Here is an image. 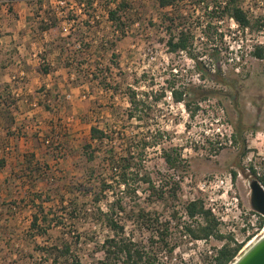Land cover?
<instances>
[{"label":"rangeland","instance_id":"1","mask_svg":"<svg viewBox=\"0 0 264 264\" xmlns=\"http://www.w3.org/2000/svg\"><path fill=\"white\" fill-rule=\"evenodd\" d=\"M81 1L83 5L79 0L45 5L44 13L50 15L34 24L40 31L47 23L45 35L16 37L18 43L2 37L0 264H54L53 255L48 258L43 248L63 241L72 243L82 264L101 256L93 247L107 232L92 222L96 208L83 187L89 165L85 143L96 149L95 171L107 174L101 168L103 158L124 156L132 139L157 142L144 149V166L157 183L175 186L178 181L176 198L158 200L139 189L125 196L126 210L144 207L168 218L175 207L176 221L183 223L190 221L184 205L199 198L205 207L214 206L213 214L221 221L219 233L232 236L230 227L240 226L238 212L246 219L253 213L248 181L255 176L247 169L249 164L264 175V28L242 31L224 17L214 24L216 29L207 31L203 26L210 15L195 0L194 4L184 0L181 14L172 7L160 8L156 0H126L120 18L127 27L122 32V26L116 29L108 19L114 0H94L91 5ZM238 2L253 22L264 18V0ZM165 16L176 18L172 32L177 27L193 32L191 51L202 60V69L185 52L168 51ZM255 46L262 57L254 56ZM44 68H49L48 75L39 70ZM99 68L104 71L98 77L106 78V87L92 75ZM170 85L211 94L206 98L189 94L186 108L183 101H173ZM129 91L145 99L148 116L128 117ZM94 125L107 133L102 141L91 140ZM164 150L179 152L184 168H168ZM232 169L237 175L229 181ZM107 197L111 199L110 194ZM38 204L51 210L49 217L58 216L48 224L38 222L45 227L44 234H35L30 226ZM174 223L170 236L174 249L164 257L166 264H214L225 239L195 240ZM125 228L136 239L150 233L133 220H127ZM247 244L242 242L238 254ZM57 264L67 263L60 258Z\"/></svg>","mask_w":264,"mask_h":264},{"label":"trees","instance_id":"2","mask_svg":"<svg viewBox=\"0 0 264 264\" xmlns=\"http://www.w3.org/2000/svg\"><path fill=\"white\" fill-rule=\"evenodd\" d=\"M79 1L80 4L83 3L81 0ZM114 1V7L107 9L108 19L114 23V28L117 29V27L119 28V26H122L121 29L123 32L127 24L121 20L120 13L127 8V3L126 0ZM183 1L184 0H156V3L160 8L172 7L180 13V4ZM191 1L194 4V0ZM86 2L88 5H91L94 0H87ZM195 2L204 8L207 14L210 15V19L206 22V26H203L207 31L210 30V28L213 30L216 29L214 24L224 17L232 18L242 31L246 29L253 30L254 28H264V18H260L253 22L247 12L241 7L238 0H195ZM46 14L48 16L50 15L49 12ZM181 16H183V14ZM175 19V16H165L164 19L169 22V25H167L169 35L165 42L168 51L172 53L179 51L185 52L194 61L196 68L199 70L202 69V60L191 51L195 35L186 27H177V31L172 32V25L175 24ZM180 25L181 24H179V26ZM48 27L49 25L47 23H42L40 29ZM261 51L260 47L255 46L253 51L254 56L262 57ZM39 70L44 74L49 72V68ZM103 71L104 70L100 68L96 69L92 75L94 78H99V82L106 87L109 85L106 78L98 77V74L101 75ZM170 88L173 101H183L186 108L190 106L188 99L189 94L202 98H206L208 94H211V91L200 90L192 86L175 88L173 85H170ZM162 94L163 93H161V95ZM184 96H187V99H185ZM128 102L130 104L128 111L129 118L141 120L149 115V105L145 102V99L137 98L133 91H129ZM193 113L194 112H192L191 115H193ZM236 132L237 127L235 133L232 135V141L234 142H236ZM106 136L107 133L98 126L94 125L90 127V138L92 141H102ZM145 140L146 137L132 139L130 145L128 144L126 147L124 156L119 158L113 156L108 159L103 158L101 168L106 171L107 174L102 173V171H95L92 162L95 158L94 152L96 149H93L89 143L83 145L85 150L84 155L89 164L85 170L86 178L83 187L90 196V202L96 208L92 214V222L100 228L106 229L107 232L101 242L95 241L94 243L93 249L95 251H100L101 256L93 258L89 264H166L164 257H167L174 249V245L170 239L173 221H175L174 224L177 228L181 227L192 239H208L210 237H215L221 240L224 238L225 240L216 250L213 262L214 264H229L241 249L242 242H235L231 235L223 237L222 234L219 233V221L212 214L210 209L205 207L201 199L195 198L187 201L184 205V212L190 221H185L183 223L176 221L178 219V211L175 207H171V210L168 211V218H163L162 213L146 210L144 207L126 210L124 206L125 196L128 195L130 197L131 194L135 195L139 189L148 191V193L153 194L158 200H164L165 197L175 199L176 188L179 187L178 181L174 183L175 186L173 183L167 185V183L164 184L162 181H160V183L154 181L150 171L144 166L143 156L144 149L157 142L148 143ZM242 148V153L245 155L247 151L244 144ZM162 158L170 169L179 170L183 169L185 166L184 160L181 158L179 152L172 154L164 150ZM3 163V158H0V168ZM247 169L264 187V175L257 174L251 163ZM230 174L232 179H234L237 175L236 169H232ZM108 194L111 195V199L107 197ZM103 202L105 203L104 208L100 206ZM37 207L38 213H34L30 226L35 234H44L45 227L40 226L38 222L48 224L57 219L58 216L54 214L52 217H49V214H52L51 210L45 211L41 204H38ZM132 214L134 217H132ZM122 218L126 219L123 221ZM127 220H133L138 224L139 229L143 228L149 231V236L144 239H136L133 235L134 233L126 231L125 222ZM56 222L59 224L61 221L59 219ZM263 225L264 217L260 216L258 226L262 227ZM43 253L48 255V258L53 255L51 261L54 262V264H57V262L59 263L60 258L66 261L67 264H82L79 256L72 251V243L70 241H63L57 245L43 248Z\"/></svg>","mask_w":264,"mask_h":264},{"label":"crops","instance_id":"3","mask_svg":"<svg viewBox=\"0 0 264 264\" xmlns=\"http://www.w3.org/2000/svg\"><path fill=\"white\" fill-rule=\"evenodd\" d=\"M52 0H0V23H2L3 20H6L4 22L3 26H0V45L2 42V37L9 36L11 39L15 40L17 43L19 40H16V37H22V36H29L34 37L36 35H45L47 34L48 28L40 29V31H37L34 27V24L37 20H43L45 21L46 15L44 13V9L47 4H50ZM12 16H14L12 18ZM12 22H10V21ZM23 24L22 26L27 25V29L24 30L21 29L20 24ZM10 24V26H7ZM3 40H6L5 38ZM18 51H21V48L19 45ZM15 51V49H12ZM20 56V55H19ZM51 64V62L49 61ZM48 75V73L44 74Z\"/></svg>","mask_w":264,"mask_h":264},{"label":"water","instance_id":"4","mask_svg":"<svg viewBox=\"0 0 264 264\" xmlns=\"http://www.w3.org/2000/svg\"><path fill=\"white\" fill-rule=\"evenodd\" d=\"M251 208L264 217V187L256 177L248 181ZM229 264H264V233L236 255Z\"/></svg>","mask_w":264,"mask_h":264},{"label":"built area","instance_id":"5","mask_svg":"<svg viewBox=\"0 0 264 264\" xmlns=\"http://www.w3.org/2000/svg\"><path fill=\"white\" fill-rule=\"evenodd\" d=\"M53 3L54 4H63V3H67V0H54V1L52 0L50 4H53ZM81 5H83V3ZM230 19L233 20L232 18H230ZM231 178L232 177L230 174L228 176V180L230 181ZM220 183L221 184L223 183L222 179L220 180ZM235 207H237V202L235 204ZM206 208L210 209L212 214L213 213L216 214L214 206L211 205L210 207H206ZM238 214L240 216V226L237 229L230 227L231 234L233 236L232 239L235 242H239V243L245 242V241L247 243H249V241L252 240L253 238L257 237L264 228V225L262 227L258 226L259 217L262 215L259 214L258 212H256L255 210H253V213L250 214V217L248 219H246L245 216L242 215L241 211H239ZM216 219L219 221V223L221 222L218 217H216ZM195 240H199V239H195Z\"/></svg>","mask_w":264,"mask_h":264},{"label":"bare ground","instance_id":"6","mask_svg":"<svg viewBox=\"0 0 264 264\" xmlns=\"http://www.w3.org/2000/svg\"><path fill=\"white\" fill-rule=\"evenodd\" d=\"M263 233H264V228H263V230L261 231V233H260L257 237H259V236L262 235ZM257 237H255V238H253L252 240H250L249 243H248L245 247L249 246L252 242H254V241L257 239ZM238 255H239V254H238Z\"/></svg>","mask_w":264,"mask_h":264}]
</instances>
